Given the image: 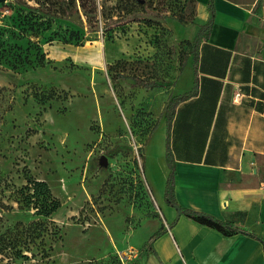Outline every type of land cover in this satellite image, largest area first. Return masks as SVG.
Returning <instances> with one entry per match:
<instances>
[{
    "label": "rangeland",
    "instance_id": "rangeland-1",
    "mask_svg": "<svg viewBox=\"0 0 264 264\" xmlns=\"http://www.w3.org/2000/svg\"><path fill=\"white\" fill-rule=\"evenodd\" d=\"M197 1L0 2V264H147L141 148L193 78ZM35 181L49 216L23 195Z\"/></svg>",
    "mask_w": 264,
    "mask_h": 264
},
{
    "label": "crops",
    "instance_id": "crops-1",
    "mask_svg": "<svg viewBox=\"0 0 264 264\" xmlns=\"http://www.w3.org/2000/svg\"><path fill=\"white\" fill-rule=\"evenodd\" d=\"M214 6L190 85L174 96L196 83L197 95L177 107L170 129L163 113L141 148L144 182L161 219L147 264H264L258 239L225 236L165 199L169 135L178 205L264 239V0H214ZM197 9L202 27L209 0H198Z\"/></svg>",
    "mask_w": 264,
    "mask_h": 264
},
{
    "label": "trees",
    "instance_id": "trees-1",
    "mask_svg": "<svg viewBox=\"0 0 264 264\" xmlns=\"http://www.w3.org/2000/svg\"><path fill=\"white\" fill-rule=\"evenodd\" d=\"M209 12H210V19L207 24L203 25L196 37L193 41L191 53L193 56L194 68L196 70L198 61H199V49L203 40H207L209 38V34L213 27L214 19H215V6L214 0H209ZM125 79H129V76H123ZM135 81V85L141 86L147 90H151L154 88L159 87L160 85L156 82H146L140 78H133ZM198 93L197 83L194 88L185 94L177 95V96H170L168 103L165 107L164 115L167 119L169 129L171 128L172 122L174 120V116L176 113L177 107L187 101L195 97ZM155 127V126H154ZM154 129V128H153ZM168 162L170 166V174L168 176L165 188V199L166 202L174 207H177L179 210L180 215L186 216L188 219L203 225L215 229L225 236H230L234 233H243L249 235L255 239H258L264 245V239L254 233H249L246 230L234 225L232 222L228 221H220L213 216H210L205 213L197 212L191 209H184L181 208L175 197V186H176V165L173 155L170 149V137L168 135ZM27 192H24L25 198L28 200L27 203L29 206H32L34 209L37 210L38 214H43L45 216L51 215L54 211L58 209V202L50 198V189L44 182H33V185L30 189H26ZM0 229H1V217H0ZM161 235V232L156 233L150 240L148 245V249L153 251V241ZM11 243L3 240L0 236V253L4 252L10 247Z\"/></svg>",
    "mask_w": 264,
    "mask_h": 264
},
{
    "label": "built area",
    "instance_id": "built-area-1",
    "mask_svg": "<svg viewBox=\"0 0 264 264\" xmlns=\"http://www.w3.org/2000/svg\"><path fill=\"white\" fill-rule=\"evenodd\" d=\"M241 96H242V94H241L240 92H238V93L235 95L234 100H235L236 102L239 101V100L241 99Z\"/></svg>",
    "mask_w": 264,
    "mask_h": 264
},
{
    "label": "water",
    "instance_id": "water-1",
    "mask_svg": "<svg viewBox=\"0 0 264 264\" xmlns=\"http://www.w3.org/2000/svg\"><path fill=\"white\" fill-rule=\"evenodd\" d=\"M6 0H0V2H5ZM102 165H106V162L103 160Z\"/></svg>",
    "mask_w": 264,
    "mask_h": 264
}]
</instances>
